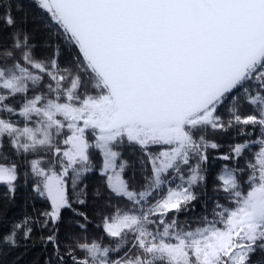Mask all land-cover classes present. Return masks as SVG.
I'll return each instance as SVG.
<instances>
[{"label":"snow or ice","instance_id":"obj_1","mask_svg":"<svg viewBox=\"0 0 264 264\" xmlns=\"http://www.w3.org/2000/svg\"><path fill=\"white\" fill-rule=\"evenodd\" d=\"M37 246L264 264V0H0V264Z\"/></svg>","mask_w":264,"mask_h":264},{"label":"trees","instance_id":"obj_2","mask_svg":"<svg viewBox=\"0 0 264 264\" xmlns=\"http://www.w3.org/2000/svg\"><path fill=\"white\" fill-rule=\"evenodd\" d=\"M21 206L26 207L29 211L31 210L29 206L23 204V196H21L18 206L9 212V216L18 214L21 211ZM44 254L41 252L39 246L32 249L24 257V264H43Z\"/></svg>","mask_w":264,"mask_h":264}]
</instances>
